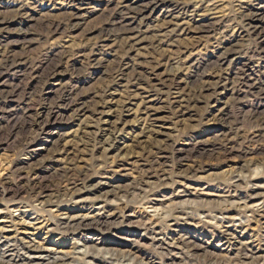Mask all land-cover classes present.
Wrapping results in <instances>:
<instances>
[{
    "label": "rangeland",
    "instance_id": "1",
    "mask_svg": "<svg viewBox=\"0 0 264 264\" xmlns=\"http://www.w3.org/2000/svg\"><path fill=\"white\" fill-rule=\"evenodd\" d=\"M127 2L0 0V209L61 194L78 217L68 228L56 214L28 207L43 227L8 220L10 240L0 239V253L10 250L6 258L14 260L4 264H48L78 241L97 243L104 255L130 251L138 264H230L246 247L258 252L254 264H264V0ZM128 27L141 32L133 51L117 40ZM161 31L168 32L160 44L154 34ZM134 82L133 101L126 97ZM181 92L189 108L168 106ZM80 105L85 113L75 116ZM73 165L89 177L80 189L106 196L113 210L70 203L77 188L64 172ZM181 177L191 185L184 195L202 197L184 199L189 213L240 212L242 226L208 228L185 218L166 225L141 207L159 193L167 202ZM254 200L263 208L245 215L243 203ZM184 234L208 254L183 259L173 239ZM31 242L46 251H26Z\"/></svg>",
    "mask_w": 264,
    "mask_h": 264
},
{
    "label": "bare ground",
    "instance_id": "2",
    "mask_svg": "<svg viewBox=\"0 0 264 264\" xmlns=\"http://www.w3.org/2000/svg\"><path fill=\"white\" fill-rule=\"evenodd\" d=\"M156 0H154L155 2ZM124 3L127 5L128 2L127 0H124ZM153 4V3H152ZM150 5V4H149ZM128 6V5H127ZM146 6V5H145ZM210 6V5H209ZM129 7V6H128ZM133 8V7H132ZM69 15V14H68ZM79 16V15H78ZM85 16V15H84ZM5 17V16H4ZM251 17V16H250ZM247 18V17H246ZM79 19V18H78ZM4 20V19H3ZM171 22V21H170ZM76 23V22H75ZM74 23V24H75ZM79 24V22H78ZM204 24V23H203ZM73 25V24H72ZM128 25V24H127ZM122 26V25H120ZM249 26V25H248ZM86 27V26H85ZM117 29V28H115ZM123 29V28H122ZM110 30V29H109ZM119 30V29H118ZM139 30V29H138ZM174 31V30H173ZM205 31V30H204ZM84 32V31H81ZM168 31H161L158 32L157 34H154V40L158 43H163L164 42V35L167 34ZM105 33V32H103ZM112 33V32H111ZM117 34V33H115ZM114 34V35H115ZM141 32L140 31H135V28L131 29L130 27H128V29L124 30L123 34H121L118 39H122V42L124 43V46L127 47L125 51H133L134 47L136 45L137 42L141 41V38L138 40L139 36H140ZM231 34V33H230ZM108 35V34H107ZM112 35V34H111ZM172 35V34H171ZM114 37V36H113ZM142 37V36H141ZM170 37V36H169ZM168 37V38H169ZM166 38V37H165ZM112 39V38H111ZM145 38H143L144 40ZM180 42V41H179ZM122 43V46H123ZM155 46V45H154ZM137 47V46H136ZM125 49V48H124ZM158 49V48H157ZM156 49V50H157ZM160 50V49H159ZM148 51V50H147ZM163 51V50H162ZM63 54V53H62ZM167 54V53H166ZM147 56V55H146ZM149 57V56H148ZM155 58V56H154ZM158 60V59H157ZM155 60V61H157ZM168 60V59H167ZM165 63V62H164ZM129 65V64H128ZM166 65V64H165ZM130 66V65H129ZM163 66V65H162ZM96 67V66H95ZM120 67V66H119ZM134 67H132L133 70ZM191 69V68H190ZM135 70V69H134ZM154 70V69H152ZM157 70V69H156ZM124 71V70H123ZM131 71V70H130ZM138 71V70H137ZM180 71V70H179ZM121 72V71H120ZM132 72V71H131ZM130 73V72H129ZM140 73V72H139ZM134 72L133 77L136 75L138 79L141 78V74ZM174 73V72H173ZM180 74V73H179ZM125 75V74H124ZM117 76V74H116ZM131 76V75H130ZM165 76V75H164ZM124 78V77H123ZM126 78V77H125ZM128 79V77L126 78ZM182 79V78H181ZM113 80V79H112ZM167 80V79H166ZM172 80V79H171ZM197 80V79H195ZM194 80V81H195ZM218 80V79H217ZM117 81V80H116ZM140 81V80H139ZM174 81V80H173ZM119 82V81H118ZM110 83V82H109ZM108 83V85H109ZM115 83V82H114ZM137 82H134L132 84L133 88L132 91L129 93V96H127L126 98L131 99V100H137V94L136 92H133L136 88H138V86L136 87ZM141 83V82H140ZM172 83V82H171ZM178 83V82H177ZM209 83V82H208ZM225 83V82H224ZM201 84V83H199ZM55 85V84H54ZM140 85V84H139ZM205 85V84H203ZM207 85V84H206ZM111 86V85H110ZM129 86V85H128ZM194 86V85H193ZM198 86V85H197ZM196 86V87H197ZM143 87V86H142ZM145 87V86H144ZM199 87H202L201 85ZM105 88V87H104ZM128 88V87H127ZM147 89V88H146ZM145 89V90H146ZM191 90V89H190ZM196 90V89H195ZM113 91V90H112ZM111 91V92H112ZM128 91V89H127ZM170 91V90H168ZM167 91V92H168ZM189 91V90H188ZM199 91V90H198ZM110 91H108L105 95H103L102 93V102H98L95 106V108H99L98 112L101 110H103L105 108L106 102H107V96L109 94V96H111ZM115 92V91H114ZM118 92V91H117ZM116 92V94H118ZM143 92V91H142ZM178 93V92H177ZM182 93V92H181ZM114 94V95H116ZM122 94V93H121ZM189 94V93H188ZM191 94V93H190ZM120 95V93H119ZM199 95V94H197ZM206 95V94H205ZM79 96V95H78ZM143 96V95H142ZM176 96V95H175ZM189 96V95H188ZM187 95L185 96L183 93L176 98H172V99H168L166 102L168 104V106L170 105V107L172 106H176L178 108H182L183 109H188L190 106V102L191 99L187 98ZM192 96V95H191ZM141 97V96H140ZM204 97V96H203ZM139 98V97H138ZM193 98V97H192ZM71 99V98H70ZM143 99V98H142ZM209 99V98H208ZM72 100V99H71ZM109 100V99H108ZM111 100V99H110ZM127 100V99H126ZM98 101V100H97ZM77 102V101H76ZM88 102V101H87ZM90 102V101H89ZM73 103V102H72ZM81 102H79L80 104ZM86 103V102H85ZM84 103V104H85ZM78 104V103H77ZM108 104V103H107ZM110 104V103H109ZM144 105V102L141 103ZM194 104V102H193ZM81 106V105H80ZM94 106V105H93ZM86 107V106H85ZM143 107V106H142ZM73 108V107H72ZM94 108V107H93ZM177 108V109H178ZM88 109V108H87ZM96 109V110H97ZM149 109V108H148ZM170 109V108H169ZM175 109V108H174ZM90 110V109H89ZM95 110V111H96ZM145 110V108H144ZM151 110V109H150ZM176 110V109H175ZM180 110V109H179ZM85 108L84 107H79L76 108V110L73 112L75 116H82L85 112ZM87 111V110H86ZM148 111V110H146ZM42 112V111H41ZM184 111H181L179 113H183ZM49 113V112H48ZM102 113V112H101ZM145 113V112H144ZM50 114V113H49ZM72 114V113H71ZM183 115V114H182ZM39 116V115H38ZM72 116V115H71ZM85 116V115H84ZM103 116V115H101ZM180 116V115H179ZM184 116V115H183ZM45 117V116H44ZM50 117V115H49ZM89 117V116H88ZM38 118V117H37ZM56 118V117H55ZM68 118V117H67ZM66 118V119H67ZM76 118V117H75ZM95 118V117H94ZM150 118V117H149ZM177 118V117H176ZM44 119V118H43ZM261 119V118H260ZM259 119V120H260ZM36 120V119H35ZM57 120V119H56ZM68 120V119H67ZM98 120V119H97ZM47 121V119H46ZM264 122V121H263ZM40 123V122H38ZM53 123V122H52ZM95 123V122H94ZM99 123V122H98ZM261 124V123H260ZM43 126H45L43 124ZM264 126V125H263ZM36 127V126H35ZM91 127V126H90ZM38 128V127H37ZM86 128V127H84ZM264 128V127H263ZM42 130V129H41ZM57 130V129H56ZM35 132V131H34ZM48 132V131H47ZM46 133V132H45ZM86 133V132H85ZM51 134V133H50ZM99 134V133H98ZM61 135V134H60ZM58 136V135H57ZM95 136V134H94ZM233 136V135H232ZM261 137V136H260ZM241 140V139H240ZM259 140V139H258ZM262 142V140H260ZM160 142V141H159ZM258 142V141H257ZM94 143V142H92ZM116 143V142H115ZM72 144V143H71ZM72 146V145H71ZM172 146V145H171ZM69 147V146H68ZM74 147V146H73ZM80 147V146H79ZM110 148V147H109ZM36 149V148H35ZM68 149V148H67ZM78 149V148H75ZM88 149V148H87ZM180 149V148H179ZM197 149V148H196ZM63 150V149H62ZM182 150V149H180ZM206 150V149H205ZM61 151V150H60ZM80 151V150H79ZM68 152H72L69 151ZM67 152V153H68ZM175 152V151H174ZM180 152V151H179ZM182 152V151H181ZM200 152V151H199ZM206 152V151H205ZM202 153V152H201ZM199 153V154H201ZM56 155V154H55ZM67 156V155H66ZM64 156V157H66ZM73 156V155H72ZM157 157V156H156ZM52 158V157H51ZM57 158V157H56ZM75 158V157H74ZM54 159V158H52ZM85 159V158H84ZM68 160V159H66ZM82 160V159H81ZM155 161V160H154ZM45 162V160H44ZM68 162V161H67ZM79 162V161H78ZM156 162V161H155ZM37 164V163H36ZM159 164V163H158ZM250 165V164H249ZM257 165V164H255ZM36 166V165H35ZM73 166H71L70 168H66L65 170V174H66V181L70 182L71 185H75V188H77V190H75L74 193H72L70 195L71 199H70V203L71 204H75V205H79V204H83L84 205V209L89 208L90 210H94L96 212L99 213H105V212H110L111 210H113V207H115L116 205L113 204V202H111V200H109L108 198H106V196H102V197H94L96 196L95 192L92 190H87V188H82L80 189L83 184L85 183V181H87L89 179L88 174L85 173L84 171H80L79 169L77 170L76 168H73ZM252 167V166H251ZM254 167V166H253ZM38 168V167H37ZM55 168V167H54ZM63 168V166H62ZM89 168V167H88ZM56 169V168H55ZM58 169V168H57ZM251 169V168H250ZM249 169V170H250ZM258 169V168H257ZM257 169L255 172H257ZM60 170V169H58ZM158 170V169H157ZM162 170V169H161ZM199 170V169H198ZM149 171V170H148ZM165 172V171H164ZM258 173V172H257ZM255 173V174H257ZM259 174V173H258ZM257 174V175H258ZM61 175V174H60ZM64 175V174H63ZM181 175V174H180ZM240 175V174H239ZM242 176V175H240ZM147 177V176H146ZM237 177V176H236ZM235 177V178H236ZM37 178V177H36ZM60 179V178H59ZM173 179V178H172ZM143 180V179H142ZM176 183L173 185H177V189L174 192H171V198L166 202V194L164 193H159L156 195H153L151 197H154V199L156 198V200H152V201H148L145 202L143 204H141V207L148 211L151 210V212L153 213L152 217L156 220L159 221L161 224H168L169 220H174V221H179V220H184L185 219H189L191 221H199L203 222V224H205L208 228H212V227H221L224 224V222L228 223V222H240L242 218H240V212L239 214H233V216L230 214V212H226V211H222L220 213H218L217 215H206L207 212L206 211H197V212H192L189 213L187 211L186 208L182 207L181 204L182 202L185 203L184 199L188 198V200H190L191 202L193 200L196 199H200L202 198L199 195H195L188 193L187 195H184V193H187V190L184 191L185 187H188V189H190L189 187H191L189 181L187 178H178L176 179ZM63 181V180H62ZM167 181V180H164ZM239 181V180H238ZM147 182V181H145ZM233 182V180H232ZM235 182V181H234ZM237 182V179H236ZM3 183V182H2ZM6 183V182H5ZM40 183V182H39ZM60 183V182H59ZM138 183V182H137ZM36 184V183H35ZM38 184V183H37ZM5 185V184H4ZM43 185V184H42ZM148 185V184H147ZM37 186V185H36ZM63 186V185H62ZM41 187V186H40ZM152 187V186H151ZM154 187V186H153ZM166 187V186H165ZM176 187V186H175ZM59 188V187H58ZM48 189V188H47ZM52 189V188H51ZM69 189V188H68ZM86 189V190H85ZM142 189V187H141ZM148 189V188H146ZM45 190V189H44ZM49 190V189H48ZM47 190V191H48ZM55 190V189H54ZM60 190V189H59ZM127 190V189H126ZM250 190V189H249ZM135 191V190H134ZM62 192V191H61ZM72 192V191H71ZM60 193V192H59ZM203 193V192H202ZM258 193V192H257ZM41 194V193H40ZM63 194V193H62ZM65 194V192H64ZM108 194V193H107ZM135 195V193H133ZM137 194V192H136ZM54 195V193H53ZM130 195V194H129ZM132 195V194H131ZM133 195V196H134ZM37 196V195H36ZM68 196V195H67ZM113 196V195H112ZM141 196V195H140ZM253 196V195H252ZM34 197V196H33ZM124 197V196H123ZM135 197V196H134ZM137 197V196H136ZM139 197V196H138ZM169 197V196H168ZM224 197V196H223ZM32 198V197H30ZM66 198V195H57V196H47V195H40L34 198V201L31 205H29L28 207L34 208L35 210L38 211H43L45 213H49L51 215L54 216V214H56L55 219H62L61 222H63L64 225H66L65 227L71 226L73 223H75L78 220V217H71L70 212L71 209L68 206H65L63 204L62 199ZM115 198V197H114ZM227 198V197H225ZM243 198V197H242ZM124 199V198H123ZM15 200V199H14ZM219 200V199H218ZM236 200V199H235ZM114 201V200H113ZM116 201V200H115ZM114 201V203H115ZM125 201V200H124ZM135 201V199H134ZM155 201V202H153ZM198 201V200H196ZM201 201V199H200ZM204 201V200H203ZM209 201V200H208ZM221 201V200H220ZM234 201V200H233ZM244 200H242L243 202ZM28 202V201H27ZM199 202V201H198ZM235 202V201H234ZM241 202V204H242ZM68 203V202H67ZM219 203V202H218ZM225 203V202H224ZM24 203L22 202H18V203H14L11 206H5L3 209H0V239H6V240H10V237L8 236V231L7 229H5L4 224L8 223V220H10L11 224H15V225H20L22 227H30L32 228L33 231H38L43 227V222H40L41 217H39V215L37 213H33V212H28L27 208H23L21 205H23ZM155 204V205H154ZM189 204V203H188ZM207 204V203H206ZM212 205V202L210 203ZM214 204V203H213ZM222 204V203H221ZM232 204V203H231ZM243 211L244 214H253L255 211H258L259 209L263 208V204L257 200H254L252 202H246L243 203ZM186 205V204H185ZM190 205V204H189ZM188 205V206H189ZM195 204H192V206ZM204 206V203L202 204ZM201 205V206H202ZM220 205V204H219ZM218 205V206H219ZM224 205V204H223ZM226 205V204H225ZM234 205V203H233ZM70 206V205H69ZM181 206V207H180ZM197 206V205H196ZM215 206V205H214ZM227 206V205H226ZM240 208L241 205L239 204ZM194 207V206H193ZM211 207V206H210ZM216 207V206H215ZM220 207V206H219ZM197 208V207H196ZM201 208V207H200ZM206 208V207H205ZM234 208V207H233ZM238 208V207H237ZM34 210V212H35ZM74 210V209H73ZM123 210V209H122ZM191 212V211H190ZM14 213H19L17 216H12ZM96 214V213H95ZM112 214V213H109ZM75 215V214H74ZM79 215V214H78ZM90 215V214H89ZM88 216V215H87ZM94 217V216H93ZM239 217V219H237ZM242 217V216H241ZM84 218V217H83ZM98 220V219H97ZM100 220V219H99ZM205 220V221H203ZM210 220V221H209ZM45 221V220H44ZM243 221V220H242ZM81 222V221H79ZM88 222V221H87ZM92 222V221H91ZM96 222V221H95ZM106 222V221H105ZM18 223V224H17ZM199 223V222H198ZM239 225L242 226V223ZM48 224V223H47ZM91 224V223H90ZM95 224V223H94ZM98 224V223H97ZM100 224V223H99ZM104 224V223H103ZM60 225V224H59ZM86 225V223H85ZM84 225V226H85ZM155 225V224H154ZM80 226V225H79ZM83 226V225H81ZM93 226V225H92ZM96 226V225H95ZM46 227V226H45ZM86 227V226H85ZM102 227V226H101ZM104 227V226H103ZM227 227V225H226ZM7 228V227H6ZM19 228V227H18ZM77 228V227H76ZM89 228V227H88ZM95 228V227H94ZM105 228V227H104ZM220 228V229H221ZM9 229V228H8ZM23 229V228H22ZM64 229V228H63ZM66 229V228H65ZM64 229V230H65ZM15 230V229H14ZM76 230V229H74ZM67 231V230H66ZM70 231V230H69ZM77 231V230H76ZM11 232V231H10ZM30 232V231H29ZM50 232V231H49ZM52 232V231H51ZM34 233V232H33ZM76 233V232H75ZM29 234V233H28ZM91 234V233H90ZM15 236V235H14ZM89 236V235H88ZM171 238V237H170ZM177 238V237H176ZM175 238V239H176ZM23 239V238H22ZM21 239V240H22ZM97 239V238H96ZM173 239V244H175V249L180 250L181 254H183V259H187L189 257L193 258H197L199 257V255H201L203 253V251L205 253L208 254V252L206 251L205 248H203L201 245H199L198 243H196L194 240H192V238H190L188 236V234H184L183 236H179V240L178 242H176V240ZM226 240V239H225ZM18 241V240H17ZM33 241V240H32ZM175 241V242H174ZM8 242V241H7ZM26 242V241H25ZM19 243V242H18ZM32 243V242H31ZM39 243V242H37ZM42 243V242H41ZM44 243V242H43ZM244 243V242H243ZM30 243H28L27 248L25 247V250L28 252H33V253H43L46 250L42 247L41 244H36V243H32L29 246ZM92 244V245H91ZM73 245V244H72ZM5 247H8L10 245H4ZM74 246V245H73ZM117 248V247H116ZM20 249V248H19ZM22 249V248H21ZM119 249V248H118ZM127 249V248H126ZM73 251H69V252H64L59 258H54L53 261L51 263L48 264H138L137 263V258H135L129 251L128 256L127 254H125L124 251H119V250H112L114 254L116 255H110V253L108 252L107 254H103V252H105L106 250H103L101 247H99V245L97 243H93V242H82V241H78L74 248L72 249ZM125 250V249H122ZM54 251V250H53ZM66 251V250H65ZM68 251V250H67ZM55 252V251H54ZM61 252V251H60ZM237 252V251H236ZM10 254V250H6L3 253H0V264H4L6 263H10L11 260L14 259H9L7 260L8 257L7 255ZM15 254V253H14ZM23 254V253H22ZM25 254V253H24ZM239 255H237V259L235 261H232L230 259L229 263L230 264H254L259 258H258V252L253 249L252 247H246L243 250V253H238ZM53 256V255H52ZM55 256V255H54ZM137 256V255H136ZM213 256V255H212ZM205 257V256H204ZM203 257V258H204ZM46 258V257H45ZM143 258V257H142ZM141 258V259H142ZM149 258V257H148ZM217 258V257H216ZM140 259V258H139ZM150 259V258H149ZM207 259V258H206ZM213 259V258H211ZM226 259V258H225ZM7 260V261H6ZM210 260V259H209ZM234 260V259H233ZM143 261V260H142ZM149 261V260H148ZM152 261V260H151ZM222 262L224 260H221ZM140 262V261H139ZM41 263V262H39ZM38 263V264H39ZM146 263V262H145ZM144 262H142V264H145ZM203 263V261H202ZM35 264V263H34ZM44 264V263H43ZM47 264V263H46ZM148 264V263H146ZM221 264V263H219Z\"/></svg>",
    "mask_w": 264,
    "mask_h": 264
}]
</instances>
